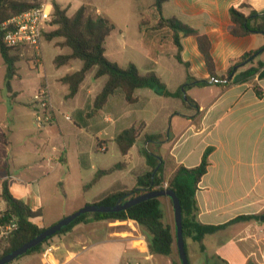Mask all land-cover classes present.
<instances>
[{"label":"crops","instance_id":"1","mask_svg":"<svg viewBox=\"0 0 264 264\" xmlns=\"http://www.w3.org/2000/svg\"><path fill=\"white\" fill-rule=\"evenodd\" d=\"M46 1L51 4L59 3L68 10L69 15L74 14L83 5H87L94 13L107 17L118 27L132 20L139 27L140 42H144L138 54L145 68L140 69L130 57L129 54L136 49L122 40L124 37L122 30L120 36L111 41L110 50L107 39L106 55L111 61L124 68L134 63L141 73L155 71L172 92L179 91L182 87L190 90L200 87L209 89L212 96L207 103L189 96L196 105H188L181 98L164 96L169 99L168 103L174 100L175 104L178 100L179 104H183V110L180 108L168 110L166 118L171 121L176 117L185 119L184 131L179 130L166 135L165 124H158V119L155 117L158 110L154 105V101L160 100L157 96L163 95L153 89L148 88L153 91L145 94H140V89L137 90L136 95L139 100L135 104H129L124 94L117 91L109 98L104 108L97 109L94 102L106 78L102 82L95 81L99 79H95L92 73L86 77L79 93L73 98H68L69 88L61 82V78L81 69L83 62L73 66L79 61L74 60L71 64L62 66H67L70 70L64 75L55 77V81H49L47 74H42L41 78L44 81L41 80L37 88L46 84L50 89L51 101L55 108L53 123L38 128L33 119L30 124L37 128L36 137L29 138L30 145L16 147L18 134L22 130L29 129L22 127L17 116L12 114L15 112L14 105L21 104V90H16L11 85L10 99L7 100L3 92L0 97V114L4 113L0 118V195L3 192L4 182H7L14 197L23 200L32 210L42 212L32 221L42 228L51 226L85 205L98 202L111 192L133 189L138 175L149 169L143 151L151 142H146L144 135L161 134L164 136L163 142L159 146H153L164 158H172L177 166L196 167L201 163L204 152L208 148H213L209 156L208 172L199 183L196 194L199 207L198 220L206 225H226V227L204 237L202 242L204 251L199 242L191 238L186 240L187 254L191 263L264 264V79L256 76L246 82H235L232 77L224 86L215 84L199 49L196 36L181 39V57L185 63H188V67L180 63L177 59L178 48L172 40V32L168 29L161 31L155 28L159 15L154 7V0H126L125 15H123L125 17L116 16L111 12L119 0ZM243 5L251 7L244 9L247 14L251 9L264 11V0H169L163 5V16L177 17L202 34H206L211 41V55L216 73L226 75L234 61L245 53L264 46L262 33L244 37L232 35L233 22L230 10L239 9ZM143 20L145 22L141 31L140 23ZM60 41L62 40L55 39L50 42L60 47L58 46ZM70 52L71 49L66 54ZM258 61L264 62V51L253 63L241 67L239 72L257 65ZM40 62H42L41 58ZM0 69L4 73V61L0 62ZM188 74L192 79L207 81V85H195V81L187 80ZM3 80L5 81V73ZM56 82L67 87V91L63 94L67 101L59 104L55 102L53 93ZM68 109H71L75 127L96 132L97 150L103 153L108 152L111 145L118 146L116 137L123 130L142 122L145 123V129L129 153L126 156L122 155L126 161L125 166L101 177L89 189H85V185L99 170L109 169L114 165L92 166L87 152L82 151L81 166L87 175L85 180L80 181L82 203L58 208L52 220L47 222L41 181L48 175L41 171L45 164L50 167L51 172L68 164V156L66 143L64 147H60L58 143L54 144L44 135V131L51 137L53 127L56 126L62 133L60 118L69 112ZM33 110L35 113L34 106ZM137 112L151 117V121L146 120L143 114L137 115ZM61 136L63 138L62 134ZM98 136L103 138L99 139ZM188 140L191 142L184 146ZM141 143L144 147L140 146ZM102 147L106 150L102 151ZM32 171L41 172L42 175L36 177ZM18 172L19 175L16 174ZM67 199L69 200L68 195ZM171 202L170 198L163 197L162 209L165 221L175 225ZM249 215L260 216V220L229 224L237 217ZM51 240L49 246L52 247V252L48 255V259L54 264H174L169 256L150 253L147 233L133 220L82 223ZM46 260L44 251L21 257L14 264H46Z\"/></svg>","mask_w":264,"mask_h":264},{"label":"trees","instance_id":"2","mask_svg":"<svg viewBox=\"0 0 264 264\" xmlns=\"http://www.w3.org/2000/svg\"><path fill=\"white\" fill-rule=\"evenodd\" d=\"M168 1L154 0V7L159 15L155 28L161 31L168 29L172 32V40L178 48L177 59L180 63L188 67V63H185L181 57V39L183 37L196 36L199 49L205 58L209 73L215 84L224 86L232 77H234L235 82H246L256 76L259 79H264V62L262 61H258L257 65H252L246 70L239 72L241 67L253 63L264 51V46L258 50L249 51L234 61L226 75H218L211 55V41L209 37L177 17L165 18L163 16V5ZM42 3V0H0V51L7 63V86L10 91L12 89L11 80L17 74L16 63L20 60L19 52H21V48H9L4 44L1 26L10 18L39 7ZM52 5L54 9L53 21L50 26L52 29L46 30L44 37L47 41L61 39L62 41L58 43V46L71 49L69 54L56 56L54 59L55 66L59 68L69 65L74 60H81L83 62L81 69L70 72L61 78V82L69 88L68 98L75 97L79 93L86 77L93 73L95 79L106 78L103 88L94 102L97 109L104 108L109 98L117 91H121L124 94L129 104H135L139 100L136 91L143 88H150L163 96L181 98L189 105H196L189 95L184 97L187 90L185 87L176 92L170 91L155 71L141 73L134 63H130L124 68L116 62L111 61L106 55L107 39L115 29V25L110 19L94 13L87 5H83L72 15H69L68 10L63 8L59 3L53 2ZM245 8L249 9L251 7L243 5L239 9L231 8L230 10L233 22L232 35L244 37L254 33L264 34V11L259 12L251 9L247 14L244 12ZM144 22L143 20L140 23L141 31H143ZM187 80L195 81V85L197 86L207 85V81L192 79L189 74L187 75ZM144 129L145 123L142 122L123 130L116 137L117 145L123 156L129 153L139 136L144 132ZM144 138L146 142H151L143 151L149 169L143 174L138 175L133 189L111 192L96 202V204L115 205L123 196H127L126 199H130L151 191L173 190L178 195L182 206L185 242L188 238H191L199 242L201 249L204 251L202 243L204 237L226 227V225H206L198 220L199 207L196 194L199 183L208 172L210 166L209 156L213 148H208L204 152L202 161L198 166L190 168L184 165L177 166L172 158H164L157 148H154L153 145L159 146L163 142V135L146 133ZM123 166H125V163L119 162L109 169L99 170L95 177L85 185V189L91 188L101 177L111 174ZM0 197L7 201L9 213L15 216L18 221V228L14 234L0 242L1 258L33 239L49 226L42 228L32 221L33 218L40 216L42 212L40 210H32L23 200L14 197L10 192L7 182H4L3 192ZM162 199L163 197L151 198L119 212L82 214L63 230L46 239L21 257L43 253L45 245L53 237L65 234L82 223L133 220L147 233L151 254L169 256L172 258L174 264H181L176 245L175 225L165 221ZM253 219L260 220V216H240L229 224ZM15 261L10 264H13Z\"/></svg>","mask_w":264,"mask_h":264},{"label":"rangeland","instance_id":"3","mask_svg":"<svg viewBox=\"0 0 264 264\" xmlns=\"http://www.w3.org/2000/svg\"><path fill=\"white\" fill-rule=\"evenodd\" d=\"M45 1V0H42ZM126 0H119L117 4H115L114 9L111 11L112 14H115L116 16H122L125 15V8L124 3ZM109 13V11H108ZM125 19V18H124ZM52 28H47V31L51 30ZM120 30H122L124 37H122V40L125 41L127 44H131L136 49L135 51H132L130 57L138 64L140 69L145 68V64L143 60L141 59L140 54H138V50H141L140 47H142L144 42L141 41V34L139 31V27L137 24H135L132 20L128 23H124L120 27L118 25H115V29L113 30L111 36L108 38V48L110 50V43L111 41L115 40L117 37L120 36ZM70 51V48H60L54 46L53 42L46 41L45 37L43 39V43L41 45V56L42 62L38 63L33 50L31 49H24L19 52L20 60L16 63L17 67V75L13 77L11 80V85L16 90H21V104L14 105L15 112L12 114H15L17 116V119L21 122L22 127H28L29 130H22L18 134L16 147H22L24 145H30L28 143L29 138L36 137V127L33 126L31 121L35 117V113L33 110V106H31L32 102V96L36 92L37 84L44 79L41 77L42 74H47V79L49 81H55V77L59 75H64L68 70H70L69 67H61L57 68L54 65V58L57 55L60 54H66ZM5 62L4 57L0 51V62ZM78 63H82L81 60L76 61L73 66H77ZM76 68V67H74ZM5 73V81L3 80V75ZM3 73V70L0 69V97L1 93L3 92L4 97L8 100L10 99V90L7 86L8 81V69H7V63L5 62V71ZM92 79L95 80L92 76ZM105 80L104 78H101L99 80L102 82ZM42 81V82H43ZM183 89V87H182ZM67 91L66 85H63L61 83H55L53 87V93L55 102L57 104L63 103L67 101L64 98V93ZM140 94L148 93V88L140 89ZM189 95L191 98H198L202 102H209L211 100V93L209 89L206 88H194L192 90L187 89L185 92V96ZM157 99L159 101H154V105L157 108L158 112L156 114V119H158V124L162 125L165 124L166 126V135L175 133L179 130L184 131L185 130V119L182 117H176L174 121H171L168 117L166 118V114L168 113V110H173V108H176V110L182 109L183 110V104H179L178 100L175 101V104L173 103L174 100L164 98V96H157ZM165 99V100H164ZM164 101V102H163ZM71 102V101H69ZM163 102V104H161ZM189 105V104H188ZM9 106V103H8ZM71 109H68L70 111ZM65 113V115L69 114L72 117V121H68L64 118V116H61L60 120V127L62 128V133L58 129V127L54 126L53 131L51 132V137L49 133H46L44 131V135L47 136V138L51 139V142L58 143L60 147H64V143H66V152L68 156V164H64L63 166H60L56 170L51 172L50 167H48L45 164V167L41 171L44 172L48 176H46V179L41 181L43 183V196L45 198V205H46V221L49 222L54 217V213L58 208H65L68 205H79L82 203V198L80 196L81 194V185L80 181L86 179V172L82 168V162H81V152L86 151L88 154V157L90 158V162L92 166H112L119 162H126L124 157H122V154L119 151L118 146L111 145L108 152L103 153L98 151V146L96 142V132L91 129H83L77 128L74 126V118L72 116V113ZM144 115L146 120L151 121V117H148L144 113L137 112V115ZM1 116H4L0 114ZM47 127V126H46ZM63 135V138L61 136ZM99 139L103 138L102 136H98ZM191 141L188 140L184 146L189 145ZM49 147L48 144H45ZM141 147H144L143 143L140 144ZM183 146V147H184ZM21 170V168H18ZM41 172H34L32 171V174H34L36 177L38 175H42ZM20 172L16 173L19 175ZM37 174V175H36ZM61 181V183H60ZM45 187V191H44ZM67 195L69 200L67 199ZM76 199V200H74ZM52 241V240H51ZM51 244V242H48L45 245V248L48 247ZM38 254V253H37ZM14 264V263H13Z\"/></svg>","mask_w":264,"mask_h":264},{"label":"built area","instance_id":"4","mask_svg":"<svg viewBox=\"0 0 264 264\" xmlns=\"http://www.w3.org/2000/svg\"><path fill=\"white\" fill-rule=\"evenodd\" d=\"M53 5L48 1H43L42 5L21 14H18L5 21L1 26L4 44L9 48L31 49L38 63H40L41 45L44 39V32L51 26L53 21ZM35 109V126L44 128L53 123L55 108L51 101L50 89L48 85H40L32 97ZM65 119L71 121L69 115H64ZM102 151L106 149L101 148ZM18 228L17 218L8 210L7 201L0 197V242L9 238ZM52 252V247H47L45 256L46 264H54L48 255Z\"/></svg>","mask_w":264,"mask_h":264},{"label":"water","instance_id":"5","mask_svg":"<svg viewBox=\"0 0 264 264\" xmlns=\"http://www.w3.org/2000/svg\"><path fill=\"white\" fill-rule=\"evenodd\" d=\"M168 197L173 203L174 217H175V234H176V245L179 254V260L181 264H192L186 250V242L184 237L183 227V214L182 206L178 195L170 189L151 191L130 199H126L127 196L121 197L115 205H99V204H87L77 211L63 217L57 223L44 229L41 233L29 240L19 248L12 252L4 255L0 258V264H10L17 260L21 256L25 255L28 251L36 247L37 245L44 242L46 239L55 235L59 231L63 230L69 224H71L76 218L85 213H111L126 210L140 202L151 198ZM264 218V217H263Z\"/></svg>","mask_w":264,"mask_h":264}]
</instances>
